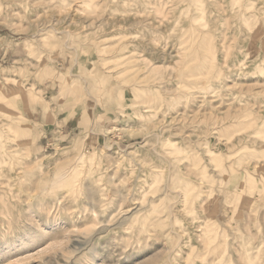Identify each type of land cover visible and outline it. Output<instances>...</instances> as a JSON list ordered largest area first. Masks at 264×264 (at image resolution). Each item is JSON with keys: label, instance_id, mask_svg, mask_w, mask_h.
<instances>
[{"label": "rangeland", "instance_id": "1", "mask_svg": "<svg viewBox=\"0 0 264 264\" xmlns=\"http://www.w3.org/2000/svg\"><path fill=\"white\" fill-rule=\"evenodd\" d=\"M261 3L0 0V52L26 53L0 62L10 264H112L145 235L156 244L141 264H264ZM41 68L119 107L117 138L46 147L22 116L43 95Z\"/></svg>", "mask_w": 264, "mask_h": 264}, {"label": "crops", "instance_id": "2", "mask_svg": "<svg viewBox=\"0 0 264 264\" xmlns=\"http://www.w3.org/2000/svg\"><path fill=\"white\" fill-rule=\"evenodd\" d=\"M18 49L0 52V62L13 64L24 59L26 53H16ZM60 62L59 65L63 67ZM41 69L45 78L43 95L29 102L26 110L22 107V116L27 122L39 127L41 140L46 141V147L52 146L54 135H57L59 144L80 145L84 148L96 145L99 136H110L113 140L117 138L114 134L118 131L112 129H117L121 124L119 107L108 98L93 96L85 91H81L83 96H80V92H73L59 84L56 75H48L58 74V70L51 72Z\"/></svg>", "mask_w": 264, "mask_h": 264}, {"label": "snow or ice", "instance_id": "3", "mask_svg": "<svg viewBox=\"0 0 264 264\" xmlns=\"http://www.w3.org/2000/svg\"><path fill=\"white\" fill-rule=\"evenodd\" d=\"M261 9H264V3H261ZM257 39L259 43V51L264 55V23L261 24V27L252 37L254 44L257 42ZM207 210L209 214L219 211L218 208H214L212 205H209ZM155 244L156 240L150 235H145L142 238H139L138 241H131L130 245L124 249L123 259H114L112 264H141L144 258L150 254L146 249L154 250ZM18 246L19 245L11 238L0 236V264H10L12 254H18L15 252V249Z\"/></svg>", "mask_w": 264, "mask_h": 264}, {"label": "bare ground", "instance_id": "4", "mask_svg": "<svg viewBox=\"0 0 264 264\" xmlns=\"http://www.w3.org/2000/svg\"><path fill=\"white\" fill-rule=\"evenodd\" d=\"M178 2V1H177ZM62 10V9H61ZM64 11V10H63ZM162 13V12H161ZM167 16V15H166ZM68 32V31H67ZM224 36V35H223ZM157 43V42H156ZM241 52V51H240ZM209 57V56H208ZM212 63V62H211ZM209 66H213V64L212 65H209ZM203 67H205V66H203ZM199 76V75H198ZM189 100V99H188ZM177 101V100H176ZM172 106V105H171ZM210 113V112H209ZM190 122V121H189ZM121 125H124V124H121ZM1 126V125H0ZM118 129H119V127H118ZM163 131V130H162ZM176 134V133H175ZM101 143H102V149L104 150V151H107V152H109V151H112L113 149H114V145H107V143H106V141H104V140H102L101 141ZM226 145V144H225ZM116 146V145H115ZM170 146V145H169ZM116 148L120 151V148L118 147V146H116ZM177 150V149H176ZM122 151V150H121ZM179 151V150H178ZM123 152V151H122ZM176 153V152H175ZM177 153H180V151L179 152H177ZM176 153V154H177ZM160 154H162V153H160ZM163 158V157H162ZM177 158H179V157H177ZM180 161H182V160H180ZM188 172V171H187ZM187 175V174H186ZM189 185V184H188ZM92 194H94V193H92ZM181 198V197H180ZM244 211V210H243ZM247 211H245V213H246ZM235 219V218H234ZM233 219V220H234ZM264 221V220H263ZM226 223V222H225ZM232 223H233V221H232ZM247 224H248V220H247ZM169 225H171V224H169ZM217 225V224H216ZM171 227H172V225H171ZM210 227V226H209ZM216 227V226H215ZM229 227H231L230 225H229ZM218 228V227H217ZM259 228V227H258ZM202 229V228H201ZM206 229H208V228H206ZM212 229V228H211ZM215 229V228H214ZM244 229V228H243ZM247 229H248V227H247ZM204 230V229H203ZM203 230H202V233H203ZM231 230V229H230ZM242 230V229H241ZM211 232H213V230L211 231ZM250 232V231H249ZM249 232H244V233H248V234H250ZM231 233V232H230ZM211 234V233H210ZM213 234V233H212ZM233 234V233H232ZM236 234V233H235ZM237 235V234H236ZM213 236V235H212ZM244 236V235H243ZM261 236H262V234H261ZM232 238H233V236H231ZM238 237V236H237ZM264 237V236H263ZM262 237V238H263ZM211 238H213V237H211ZM238 239H239V237H238ZM210 241V240H209ZM264 243V242H263ZM263 243H262V245H263ZM217 248V247H216ZM258 250H260V248L258 249ZM219 251H221V250H219ZM257 252V251H256ZM262 252V251H261ZM259 253V252H258ZM257 253V254H258ZM262 254V253H261ZM238 255V254H237ZM255 255H256V253H255ZM258 255H260V254H258ZM252 256H254V255H252ZM257 256V255H256ZM241 258L243 257V256H240ZM245 257V256H244ZM259 257V256H258ZM261 258V257H260ZM248 260V259H247ZM257 260V259H256ZM263 260H264V258H263ZM242 261H243V259H242ZM244 261H246V259L244 260ZM253 262H255V261H253ZM262 262V260L260 261V263ZM243 263H245V262H243ZM259 263V261L257 262V264ZM262 263H264V262H262Z\"/></svg>", "mask_w": 264, "mask_h": 264}]
</instances>
